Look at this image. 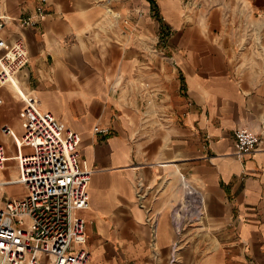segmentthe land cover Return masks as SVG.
<instances>
[{
	"label": "crops",
	"instance_id": "obj_1",
	"mask_svg": "<svg viewBox=\"0 0 264 264\" xmlns=\"http://www.w3.org/2000/svg\"><path fill=\"white\" fill-rule=\"evenodd\" d=\"M243 1L206 5L208 26H193L181 0H156L162 35L150 0H0L14 19L1 35L29 54L11 87L80 133L93 171L87 264H264V0ZM22 102L0 105L5 180L18 151L2 127L23 134ZM238 127L261 136L258 151L235 154ZM17 185L1 190L23 197Z\"/></svg>",
	"mask_w": 264,
	"mask_h": 264
},
{
	"label": "built area",
	"instance_id": "obj_2",
	"mask_svg": "<svg viewBox=\"0 0 264 264\" xmlns=\"http://www.w3.org/2000/svg\"><path fill=\"white\" fill-rule=\"evenodd\" d=\"M36 13L43 17L44 7L37 6ZM9 20L14 19L0 14V87L17 88L16 75L28 64L29 54L23 36L9 41L1 35ZM18 21L24 26L36 22L32 16ZM17 92L24 101L19 112L23 134L17 136L8 124L3 125L2 132L15 139L19 171L15 180L0 182V187L22 184L26 194L7 198L0 205L2 264H87V222L79 212L89 206L93 171L82 163L81 135L63 128L51 111L40 109L25 91V95L20 89ZM234 136L238 157L261 148V136L247 127L235 129ZM7 159L6 147L0 144V170L5 169ZM195 194L194 190L187 194L192 206ZM187 214L201 213L193 207Z\"/></svg>",
	"mask_w": 264,
	"mask_h": 264
},
{
	"label": "rangeland",
	"instance_id": "obj_3",
	"mask_svg": "<svg viewBox=\"0 0 264 264\" xmlns=\"http://www.w3.org/2000/svg\"><path fill=\"white\" fill-rule=\"evenodd\" d=\"M218 1L219 0H189V1L186 0L185 2H183V0H181V3L183 4V7L186 8V10H188L187 11V15L188 14H191V18L194 17V18L191 19L193 21L192 22V25L193 26L194 25H198L199 22L202 23V25L205 24L206 26H208V23L209 22H208L207 18L205 17V15H203L205 13V6L206 5H208V6L211 5V3L216 4V3H218ZM207 2H209V4H207ZM247 5H248L247 0H244L243 3H242V6H245L246 7ZM197 17H199V18L197 19ZM188 24L189 23L187 22V25L186 26H188ZM170 28H173V27H170ZM170 32L172 33L173 30L171 29ZM5 90L7 92L10 91V94L5 93L6 94L5 101L1 105V107L11 106V108L13 109V112L15 111V113L18 114V111L20 109V106L23 104V102H22L23 100L21 99V97L19 96V94L15 91V89H13L11 87V85H7L6 88H3L2 89V93ZM12 96H13L14 99H18L20 101V104H17L16 105L13 102V100H12ZM16 177H17V175L15 176V178ZM4 180H5L4 176L0 173V182L1 181H4ZM6 186H9V185H6ZM18 186H20V185H17L16 184L15 192H17L16 190H18V188H17ZM10 192L11 191H9V190H7V192H6L5 190H1L0 189V205H2V201L6 200L7 194H9Z\"/></svg>",
	"mask_w": 264,
	"mask_h": 264
},
{
	"label": "trees",
	"instance_id": "obj_4",
	"mask_svg": "<svg viewBox=\"0 0 264 264\" xmlns=\"http://www.w3.org/2000/svg\"><path fill=\"white\" fill-rule=\"evenodd\" d=\"M151 1V4L153 6V10H154V16L160 21L161 23V27H162V31H161V34L162 35H167V32H168V26L167 24L165 23L162 15L160 14L159 12V6L156 2V0H150Z\"/></svg>",
	"mask_w": 264,
	"mask_h": 264
},
{
	"label": "bare ground",
	"instance_id": "obj_5",
	"mask_svg": "<svg viewBox=\"0 0 264 264\" xmlns=\"http://www.w3.org/2000/svg\"><path fill=\"white\" fill-rule=\"evenodd\" d=\"M13 180H15V179H13ZM6 185H16V184H15V183H12V184H4V185L1 186V188L5 187ZM1 188H0V189H1ZM0 264H2L1 259H0Z\"/></svg>",
	"mask_w": 264,
	"mask_h": 264
}]
</instances>
